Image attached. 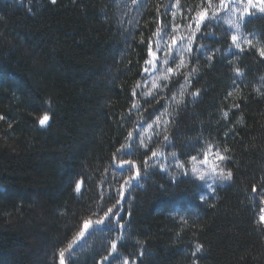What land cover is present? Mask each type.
I'll return each mask as SVG.
<instances>
[{"label":"trees","instance_id":"obj_1","mask_svg":"<svg viewBox=\"0 0 264 264\" xmlns=\"http://www.w3.org/2000/svg\"><path fill=\"white\" fill-rule=\"evenodd\" d=\"M262 52L259 0H0V264H264Z\"/></svg>","mask_w":264,"mask_h":264},{"label":"rangeland","instance_id":"obj_2","mask_svg":"<svg viewBox=\"0 0 264 264\" xmlns=\"http://www.w3.org/2000/svg\"><path fill=\"white\" fill-rule=\"evenodd\" d=\"M221 160L217 155H209L205 160L200 163L205 164L204 166H198L196 164L195 169H193V174L195 179H201L205 182L206 187L211 190V184L219 183L222 178L223 169L220 167L219 163Z\"/></svg>","mask_w":264,"mask_h":264},{"label":"snow or ice","instance_id":"obj_3","mask_svg":"<svg viewBox=\"0 0 264 264\" xmlns=\"http://www.w3.org/2000/svg\"><path fill=\"white\" fill-rule=\"evenodd\" d=\"M247 2H248V5H249V6H252L253 3H254V0H247ZM52 3H55V0H52ZM259 3H260V11H261V12H264V0H259ZM201 19L203 20V17H201ZM236 39H237L236 36H233V37H232V40H233V41H236ZM149 55H151V51L149 52ZM261 55H264V52H262ZM169 71H171V69H169ZM49 118H50V117H49L47 114L44 115L43 118L39 120V124H40L41 126H44V125L48 122ZM0 119H3V117H0ZM131 135H132V134L129 133V136H131ZM166 139H167V138H166ZM152 155L155 156L156 153L153 152ZM219 159H220V160H224L225 157L220 156ZM126 162H127L128 164H132V161H131V160H128V161H126ZM137 175H139V172H137ZM228 177H229V178L231 177V173H230V172L228 173ZM201 179H203V178H201ZM77 190H79V185H77ZM253 190L255 191V189H253ZM203 198H204V197L201 196V199H202V200H203ZM262 211H264V210H262ZM109 212H111V209H109ZM113 215H115V214H113ZM117 219H121V218H117ZM260 220H261L262 222H264V216H261V217H260ZM109 221L111 222V217H109ZM87 226H88V225L85 224V227H86V228H87ZM120 226L123 227L122 224H121ZM82 235H83V233H82ZM112 247H113V249H116L117 245L113 244ZM197 251H199V246L197 247ZM60 257H61L60 264H64V259H63V257H64V253H63V252L60 253ZM105 259H107V258H105Z\"/></svg>","mask_w":264,"mask_h":264},{"label":"water","instance_id":"obj_4","mask_svg":"<svg viewBox=\"0 0 264 264\" xmlns=\"http://www.w3.org/2000/svg\"><path fill=\"white\" fill-rule=\"evenodd\" d=\"M48 122H49V120H48ZM48 122H47L44 126H41V125H40V126H41V127H45V126L48 124Z\"/></svg>","mask_w":264,"mask_h":264}]
</instances>
